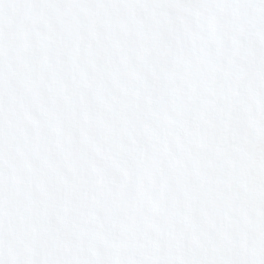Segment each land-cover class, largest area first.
Segmentation results:
<instances>
[{"label": "snow or ice", "instance_id": "1", "mask_svg": "<svg viewBox=\"0 0 264 264\" xmlns=\"http://www.w3.org/2000/svg\"><path fill=\"white\" fill-rule=\"evenodd\" d=\"M0 264H264V0H0Z\"/></svg>", "mask_w": 264, "mask_h": 264}]
</instances>
